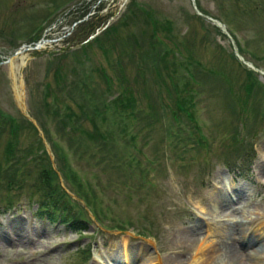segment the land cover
Segmentation results:
<instances>
[{"label":"rangeland","instance_id":"374dc122","mask_svg":"<svg viewBox=\"0 0 264 264\" xmlns=\"http://www.w3.org/2000/svg\"><path fill=\"white\" fill-rule=\"evenodd\" d=\"M130 2L0 0V124L7 128L0 131V163L10 174L0 177V264H128L125 238L136 251L163 255L185 244L191 252L195 245L179 238L189 224L207 238V226L220 225L213 238L227 253L224 228L236 219L254 227L252 218H264V0ZM118 21L172 47L161 67L147 70L118 46L103 52L93 39ZM188 55L200 63L201 86L185 82ZM10 61L19 63L21 95ZM122 67L126 76L118 75ZM177 91L195 103L186 105L192 119L174 113ZM49 129L63 138L51 142ZM38 142L85 220L81 230L49 221L39 208L31 164L42 150ZM60 152L73 156L72 170ZM251 233L264 239L255 227L243 240Z\"/></svg>","mask_w":264,"mask_h":264},{"label":"trees","instance_id":"16d2710c","mask_svg":"<svg viewBox=\"0 0 264 264\" xmlns=\"http://www.w3.org/2000/svg\"><path fill=\"white\" fill-rule=\"evenodd\" d=\"M134 4H135L134 0H131L130 7ZM198 17H200V15H198ZM98 25H100V23H95L94 25L89 27V29L86 32L85 37L89 35L90 33L94 32V30L96 29ZM93 40L96 43H99V45H102L104 47L103 52H107L108 50H111L112 47L114 48L115 46H118V48L121 47V52L127 51L130 57L133 55H138L141 58L142 62L144 63V67L147 70L153 69L158 66L161 67L163 64V59L166 57L169 50L172 49V47L169 44L164 43V41L160 38H157V36L154 39L150 38L148 41H146L145 37L139 36L138 34L127 30L125 26L123 25V23H121V21L114 22L108 26H105L97 35H95ZM83 46L85 45H82L81 48ZM238 47L241 48V45L239 43H238ZM120 54L121 53H119L116 56V60L119 58ZM187 57L188 59L185 58V60L184 59L182 60L183 64L188 65L187 69L189 70L187 75L185 76L187 79L185 82L189 83L190 80L191 81L193 80V82L196 83V86L203 85V82H201V80H199L198 78L199 71L197 70V67H199L200 65L199 61L193 60L192 59L193 57L190 55H188ZM119 63L125 64L123 60L121 61L120 59L117 62V64ZM205 70L210 73L209 70L207 69ZM208 72H205V73H208ZM118 75L126 76L125 69L123 67L120 68ZM200 77L202 76L200 75ZM162 79L165 80V77L162 76ZM226 90L231 91L228 87ZM66 94L68 96H72L73 92L71 89H68ZM172 99L175 102V109L173 111L176 114V116L178 117L179 113L181 114L185 113L186 117H190L192 119V109L186 107L187 101H189L190 103L193 102L191 96H188L187 98H185V96H183L177 91V92H174V98ZM121 100H123V98H121ZM76 114L80 116V115H83V112L81 109H79V111ZM12 128L16 129L17 127L12 125ZM2 129H7V128L4 125L0 124V131ZM239 134H240V131H239ZM244 135H246V128L244 130ZM59 136L60 138H63L60 133H59ZM48 137L50 139L51 136H48ZM243 140L244 139L242 138V141ZM9 141H12V140H9ZM8 142L6 143V150L9 153V152H12V150L10 148L11 145ZM40 142H38V145L41 146V149H42L41 153L34 156L33 160H31L32 162L31 164L34 166L35 165L37 166V172H38L37 180H38L39 188L41 191L39 208L40 207L43 208V212L45 213V215L48 217L50 221L69 222L71 223V225H73L72 226L73 229H77V230L81 229L85 227V224L84 222H82V219L77 214L76 210L70 205V201L68 199V196H69L68 192L64 190L59 184L56 183V180H58L57 171L52 166L51 162L49 163L48 158L46 156V152L42 148V145ZM59 149L63 153L64 150L61 147H59ZM62 155H64L66 164L72 170L71 165L67 161L66 153ZM57 157H58V160L61 161V156L59 154H57ZM17 158H18V162H20V157L18 156ZM45 159L48 162V164L44 162ZM24 162L29 163L27 160ZM13 163H15V159L13 160ZM20 163H23V162H20ZM247 164H249V162ZM14 166L15 165H12V167ZM247 167L248 165H246L245 168ZM7 169H8V166L2 167L0 163V177H8L10 175L6 171ZM25 171H27V169H25ZM57 187L60 189V191L58 190Z\"/></svg>","mask_w":264,"mask_h":264},{"label":"bare ground","instance_id":"6f19581e","mask_svg":"<svg viewBox=\"0 0 264 264\" xmlns=\"http://www.w3.org/2000/svg\"><path fill=\"white\" fill-rule=\"evenodd\" d=\"M23 58H22V61L20 62L21 64L25 62V60ZM18 68H19V63L15 64V62L10 61V70H11V75H12L13 82L15 85V90H16L18 95H21L20 81L19 82L17 81V70H18ZM241 188H244V187H241ZM241 193L247 195V192H241ZM210 194H212V193H210ZM212 195H214V194H212ZM227 205H229V203ZM227 205H226V207H227ZM232 212H234V211H232ZM257 217H259V215H257ZM257 217L252 218L251 224L254 225V229L256 227V229L260 228L262 231H264V218L258 220ZM260 217H262V216H260ZM245 223H246L245 220H236L235 223H232L230 226H228L227 228H224V230H222L221 235L226 236V237L228 236V237H230V240H231L228 242L229 245H227V246H229V248H228L229 250L227 253H224V252L221 253L222 250H220V246L218 245V240H215V238H213V235H215V230H217L218 228L220 229V225H213V226L208 225L207 230H208L209 234L212 235V237L207 238L206 235H204L202 237H200L198 235L199 234L198 231L200 228L199 226H197V228H194V224H189L186 226V231L184 229V232L182 234L180 233L179 238H181V239L183 238L184 241L186 240L189 245H191V244L195 245L191 252L188 251L189 246L187 247V246H185V244H183L184 246L181 249L169 251V252H167V254H163V255H161L159 253L153 254L151 250L146 249L145 247L143 249L139 248V251H136L134 248H131L132 246L130 247L127 239L125 238V239H122V241H121L122 242L121 249H122V253L124 256L123 258L125 259L123 261L127 262L128 264L129 263L130 264H168L169 259L175 258L174 259L175 262L170 263V264H220L219 262H217V261H219L218 258H220V257H222V258L226 257L227 258L228 257L227 260H225V261L223 260L221 263H226V262L236 263L237 262L236 264H263L264 263V239L263 240L260 239V234L258 236L256 234L254 236H252L254 233L253 232V233H251L250 238H248L246 241H244L243 237L246 234L247 228L249 225L248 224V225L244 226ZM216 226H217V228H215ZM182 229L179 228L177 230H182ZM200 231H202V230H200ZM200 235H202V234H200ZM173 236H174V234H173ZM239 237H241V238H239ZM257 240H260V242H259V244H257L255 246L254 243ZM237 242H240V244H237ZM172 243L173 244L175 243L177 245L182 244V240L175 241V242L173 241ZM249 245L251 247H249ZM247 247H249V248H247ZM179 252H183V253H179Z\"/></svg>","mask_w":264,"mask_h":264}]
</instances>
